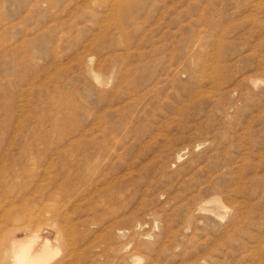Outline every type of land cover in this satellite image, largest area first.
I'll return each instance as SVG.
<instances>
[{"label": "rangeland", "instance_id": "obj_1", "mask_svg": "<svg viewBox=\"0 0 264 264\" xmlns=\"http://www.w3.org/2000/svg\"><path fill=\"white\" fill-rule=\"evenodd\" d=\"M33 233L264 264V0H0V264Z\"/></svg>", "mask_w": 264, "mask_h": 264}, {"label": "bare ground", "instance_id": "obj_2", "mask_svg": "<svg viewBox=\"0 0 264 264\" xmlns=\"http://www.w3.org/2000/svg\"><path fill=\"white\" fill-rule=\"evenodd\" d=\"M11 242L10 248L7 246L11 264H50L57 255H60V246L56 242L42 239L36 233L30 237L28 235L25 241Z\"/></svg>", "mask_w": 264, "mask_h": 264}]
</instances>
